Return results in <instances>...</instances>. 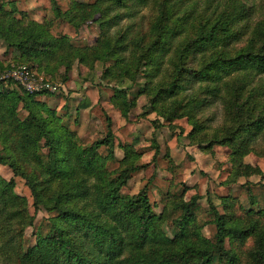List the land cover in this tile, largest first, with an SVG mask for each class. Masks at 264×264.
Returning a JSON list of instances; mask_svg holds the SVG:
<instances>
[{"label": "trees", "instance_id": "16d2710c", "mask_svg": "<svg viewBox=\"0 0 264 264\" xmlns=\"http://www.w3.org/2000/svg\"><path fill=\"white\" fill-rule=\"evenodd\" d=\"M5 5L0 40L22 63L4 69L0 61V72L26 65L62 85L74 67L91 74L98 66V80H91L112 86L108 101L126 121L144 96L138 117L154 113L173 131L174 121L185 118L190 129L184 136L198 150L229 149L225 184L264 175L245 161L249 154L264 157V0H70L66 9L51 0L54 17L41 21L13 1ZM53 19L75 31L96 24L98 36L93 44H75L54 29ZM50 93L28 92L0 77V164L24 179L34 209L30 214L27 198L15 192V179L0 175V264H264V207L255 194L242 213L231 195L220 197L223 211L211 204L215 232L206 237L196 214L198 194L185 199V190L176 195L170 183L156 212L148 184L124 193L147 166L140 163L137 138L118 144L123 156L117 159L105 112L104 135L82 144L63 115L38 99ZM217 101L223 116L212 125L206 110ZM87 105L80 100L76 111ZM62 108L67 114L69 96ZM151 146L154 162L160 155L155 136ZM164 155L174 171L168 146ZM38 210L48 215L35 224L34 244L25 247L24 229Z\"/></svg>", "mask_w": 264, "mask_h": 264}, {"label": "rangeland", "instance_id": "374dc122", "mask_svg": "<svg viewBox=\"0 0 264 264\" xmlns=\"http://www.w3.org/2000/svg\"><path fill=\"white\" fill-rule=\"evenodd\" d=\"M14 2L19 10L28 12L29 17L36 18L41 21L42 19H50L54 17L51 9V0H0V3L6 4L5 7L9 8V2ZM57 3L66 9L70 0H56ZM79 1H92V0H79ZM142 13L147 15L149 7H144ZM55 24L54 29L67 33L75 44H93L98 36L99 29L96 24L84 25L79 30L75 31L69 25L60 26L56 20L53 19ZM58 32V31H57ZM0 61L4 69L6 65L12 66L21 64L13 56L11 50H6L3 42L0 40ZM7 70V69H6ZM5 71V70H4ZM3 70L0 72V77H3ZM7 73V71H6ZM92 74V75H91ZM88 74L87 69L83 66L74 67L71 72L70 79L61 85L58 92L48 95L38 96V99L44 100L46 104L57 111L59 115H63L64 121L71 129L76 130L80 142L82 144H89L106 131V114L111 118V127L115 134V156L120 159L123 152L119 147V143L131 142L137 138L136 148L141 151L140 163L147 164L145 168L133 174L124 188L123 192L128 194L136 193L145 184H148V195L150 201L154 204V209L159 212L164 204V197L162 196L167 186L170 185V191L178 195L185 190V199H189L193 194H198L199 206L196 211L197 219L202 224V233L206 237H213L215 232V225L212 221L213 215L210 211L211 204H214L218 210L220 207V197L231 195L235 200V208H238V213H242L241 208L249 206V194H255L258 198L259 205L264 207V175L254 174L249 178H238L235 182L225 184L229 171V163L227 154L229 149L227 147L215 146L213 153L201 152L196 146L191 145L188 139L185 138L186 132L190 129L189 124L185 118L174 121L178 129L175 131L169 129L161 119L154 113L149 114L146 118L138 117L142 112V105L146 103V98L140 96L137 100V106L134 108L130 115V121L123 119L119 111L112 107L108 101L109 96L112 94L111 85L96 83L100 74V68L97 66L95 71ZM96 81H92V80ZM3 80V85L7 82ZM53 81H60L55 79ZM61 82V81H60ZM69 96V108L67 114L62 105L64 98ZM80 100H87L88 104L85 108H80L76 111V107ZM106 112V114H105ZM206 114L212 116V125L219 123L223 116V109L221 103L218 101L207 108ZM159 119L161 125L152 123L153 120ZM156 120V121H157ZM158 126V127H157ZM182 129L183 137L178 140L177 134ZM155 136L159 141L160 155L153 162L152 157L154 149L151 146V140ZM261 140H259L260 142ZM166 146L169 147V154L173 160L176 168L174 171H169L167 166V158L165 157ZM100 152L105 153V148L101 147ZM245 161L258 166L264 171V157H258L254 154H249L245 157ZM111 168L117 167V161L108 163ZM0 175L8 180L11 177L15 179L16 186L15 192L24 196L28 200V211L34 214L32 206V197L29 188L25 185L23 178L14 176L11 169L6 165L0 164ZM151 178V182L148 179ZM240 207V208H239ZM47 213L43 210H38L35 213V219L31 226L24 229V246L34 244L35 235L34 229L41 218L47 217ZM251 243L247 240L241 251Z\"/></svg>", "mask_w": 264, "mask_h": 264}, {"label": "built area", "instance_id": "2783aa9c", "mask_svg": "<svg viewBox=\"0 0 264 264\" xmlns=\"http://www.w3.org/2000/svg\"><path fill=\"white\" fill-rule=\"evenodd\" d=\"M4 78H12L19 83L26 91L35 92L47 90L51 93L58 91L59 82L50 81L43 75L37 73L33 68L28 69L26 65H17L7 73H4Z\"/></svg>", "mask_w": 264, "mask_h": 264}, {"label": "crops", "instance_id": "0c3cea01", "mask_svg": "<svg viewBox=\"0 0 264 264\" xmlns=\"http://www.w3.org/2000/svg\"><path fill=\"white\" fill-rule=\"evenodd\" d=\"M34 19H36V18H34Z\"/></svg>", "mask_w": 264, "mask_h": 264}]
</instances>
